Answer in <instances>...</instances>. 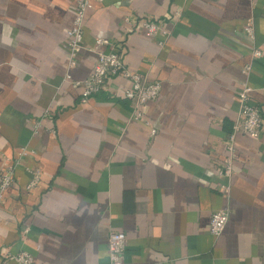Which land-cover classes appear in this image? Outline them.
Returning <instances> with one entry per match:
<instances>
[{
	"label": "crops",
	"instance_id": "obj_1",
	"mask_svg": "<svg viewBox=\"0 0 264 264\" xmlns=\"http://www.w3.org/2000/svg\"><path fill=\"white\" fill-rule=\"evenodd\" d=\"M77 1L0 0V172H13L0 202V264H17L9 258L20 252L34 264H110L111 231L126 238L121 264H264L261 1L93 0L69 70ZM145 19L168 35L145 36ZM97 38L120 44L127 68L161 83L143 107L147 124L132 119L121 78L79 102L66 75L88 77ZM244 82L263 125L257 138L236 136L226 180L218 164ZM217 210L229 217L214 237Z\"/></svg>",
	"mask_w": 264,
	"mask_h": 264
},
{
	"label": "built area",
	"instance_id": "obj_2",
	"mask_svg": "<svg viewBox=\"0 0 264 264\" xmlns=\"http://www.w3.org/2000/svg\"><path fill=\"white\" fill-rule=\"evenodd\" d=\"M255 1V0H251ZM261 7L264 11V0ZM93 0H78L75 4V14L70 28L66 31L68 61L67 69H73L77 64V55L83 49V22L87 12L92 9ZM127 21V20H126ZM140 30L147 37H154L157 34L166 37L168 32L163 29L158 22L142 20L137 23ZM244 33L248 38H253V21L247 20L244 26ZM88 51L95 55V62L87 78L81 81L70 80L73 88H80L79 102L87 103L88 99L102 90L107 80L110 78H121L128 82V88L123 92L124 98L132 104V119L148 122L143 118V107L151 102H155L161 92V83L158 81L149 82L137 72L127 68L123 58V49L120 44H112L106 38H97L93 48ZM254 57L260 56V52L255 50ZM250 67H243V74L247 75ZM252 89L247 83H242L237 92L238 119L232 124L231 130L225 141L227 155L218 164V175L223 179L229 180L233 174L234 142L237 135H245L257 138L260 135L263 125V115L261 108L250 102ZM154 130L151 131V135ZM39 172L35 171L27 189H31L38 184ZM13 184V172L7 168L0 172V202L5 191ZM220 189L228 192L229 186L221 184ZM229 213L227 210H217L212 212L209 220L208 231L214 237H219L227 223ZM125 235L121 232L111 231L107 237V256L110 264H121L123 261V251L125 248ZM11 261L17 264H34V258L27 252H20L10 256Z\"/></svg>",
	"mask_w": 264,
	"mask_h": 264
}]
</instances>
